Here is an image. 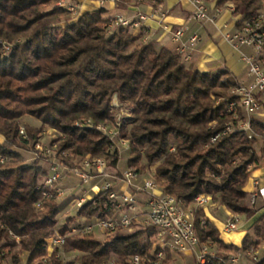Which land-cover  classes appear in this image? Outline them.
I'll return each instance as SVG.
<instances>
[{
  "label": "trees",
  "instance_id": "1",
  "mask_svg": "<svg viewBox=\"0 0 264 264\" xmlns=\"http://www.w3.org/2000/svg\"><path fill=\"white\" fill-rule=\"evenodd\" d=\"M208 1L219 8L231 5L232 14L240 16L238 28L264 5V0ZM57 3L0 0V264H43L46 241L55 231L68 234L69 224L78 218L114 216L107 191H101L58 226V201L44 197L47 188L39 183L48 176L41 157L28 163L20 152L32 151L47 127L62 135L56 153L61 163L74 167L75 158L89 156L116 169L120 155L111 149L114 142L96 129L112 120L113 95L130 107V117L119 127L120 138L128 143L130 170L138 173L142 159L147 166L157 162L154 179L160 192L185 205L207 195L232 215L251 218L255 210L246 206L244 187L250 170L264 161V147H255L264 138V124L250 119L251 135L237 129L244 114L234 117L228 110L238 100L232 91L240 86L231 73L200 72L186 65L181 54L158 48L127 28L108 31L104 8L73 20ZM23 116L40 122L39 127L24 124L25 138L19 133ZM83 119L93 126L75 125ZM227 124L233 130L222 134ZM193 225L200 243L215 248V264H240L230 259L238 253L246 256L264 242V214L240 246L220 238L203 208L195 211ZM105 232L103 240L92 233L66 235L63 251L81 254L79 264H110L112 256L117 264H133L135 256L147 264L158 250L152 227H138L128 235ZM170 253L166 250L165 264L171 262ZM55 255H50L52 264H63ZM249 264H264V254Z\"/></svg>",
  "mask_w": 264,
  "mask_h": 264
},
{
  "label": "built area",
  "instance_id": "2",
  "mask_svg": "<svg viewBox=\"0 0 264 264\" xmlns=\"http://www.w3.org/2000/svg\"><path fill=\"white\" fill-rule=\"evenodd\" d=\"M105 1L100 0L101 6ZM117 1V0H110ZM64 1L60 4L64 6ZM194 17L198 21H208L214 23L216 16L221 13V8L213 7V14L208 13V8L205 0H193ZM68 11L74 12L75 5L64 6ZM232 8V7H231ZM146 19L145 15H138L137 19H127L122 16H115L110 19L108 24V31H113L115 28L123 27H139L140 23ZM264 5L260 11L250 20L244 21L241 28H238L232 35L224 32V37L231 43L236 45H245L251 47L255 53H260L264 48ZM185 31L184 26L178 27L174 32L172 39L178 41ZM199 38L193 35L189 39L190 47L196 43ZM146 41V40H144ZM176 52L181 54L185 60L189 59L186 54V49L178 47ZM241 59L247 66L248 72L252 77L250 86H238L233 89L234 94L238 97L236 102H231L228 105V110L234 117L238 116L239 111L244 114L243 119L237 121V129L245 131L251 135L250 118L249 116L258 109L261 105L256 98L257 94L264 95V68L259 63L255 56L242 55ZM76 126H93V122L82 121L76 122ZM120 123L116 124L118 127ZM98 130L106 135L110 140L118 136V130H108L107 126H99ZM233 130L231 124H227L222 134H227ZM20 135L25 137L24 130L20 128ZM218 137V136H217ZM215 140V138L213 139ZM113 147V146H112ZM111 147V148H112ZM36 156L49 157V174L41 183L47 190L43 193L46 198H51L59 201L63 196V190L59 187V183L69 176L76 177L81 184L93 183L91 191L94 190V195L101 191H107V200L114 207L113 217H96L91 219L93 224L83 225L78 223L72 228L73 232L93 233L94 230L114 232L119 229H126L133 227H152L155 229L156 246L158 250L153 257L148 260L147 264H165L166 250L185 252L190 251L194 257V264H215L212 260L216 257V250L209 243H200L199 238L194 230V213L197 209L205 208L210 203V197L207 195H199L194 200L185 205L181 200L175 197L160 192L157 184L152 180L142 181V186L133 184L137 173L132 170L120 174L114 168L107 165L105 159L97 157L86 156L84 158H75L74 167L66 166L61 163L56 155V145H49L45 147L37 143L35 145ZM39 156V157H38ZM64 157L67 154L63 153ZM121 184V190L116 189V185ZM253 190L248 195V203L250 208H254L257 199L262 201L264 206V186H261L257 179L252 181ZM128 189H132V193H128ZM149 191V192H148ZM136 193H145V205L147 211H144L139 216L136 215V208L139 201L136 198ZM92 196L83 195L77 198L75 206L77 210L83 203ZM37 207L41 206L38 201ZM76 210V211H77ZM131 212V216L123 213L118 216L119 212ZM137 222V223H135ZM239 216L232 215L226 219L223 227L225 233L233 232L237 229ZM66 235L55 231L54 235L46 241L47 255L42 259L43 264H52L50 255L54 249L61 248L65 242ZM238 253L230 259V262L237 263L244 256L253 261L259 260L262 256L258 255V250L252 249L245 254ZM59 257L58 254L55 255ZM133 264H141L140 259L135 256L132 258Z\"/></svg>",
  "mask_w": 264,
  "mask_h": 264
},
{
  "label": "crops",
  "instance_id": "3",
  "mask_svg": "<svg viewBox=\"0 0 264 264\" xmlns=\"http://www.w3.org/2000/svg\"><path fill=\"white\" fill-rule=\"evenodd\" d=\"M77 2L79 15L97 8H104V17L108 20L119 15L127 19H137L138 15L146 16V19L140 23L139 27H129L128 31L132 35H141L146 41H153L156 47L166 48L176 52L178 47L186 49L188 60L183 61L186 65L193 64L200 72H212L220 69H226L231 73L233 81L238 85L250 86L252 77L248 72L247 66L243 63L241 56H255L261 66L264 68V48L260 53H255L251 47L245 45H234L224 37V32L233 34L238 30L236 22L240 16L232 14L231 5L227 4L221 8L214 23L208 21H198L194 17L193 0H161L159 5L145 4H121L117 1H105L101 6L100 0H69ZM208 13L213 14L214 1L205 0ZM180 26L185 27V31L178 41L172 39L173 32ZM196 35L199 40L190 47L189 39ZM256 98L260 102V107L256 109L249 118L264 124V95L257 94ZM256 149L264 147V138L259 139L255 145ZM257 179L261 186H264V161L256 168H252L249 173L244 191L247 194L253 190L252 181ZM72 179L67 177L63 180L64 188L73 190ZM71 184V185H70ZM132 191V189H128ZM89 189L86 190L88 192ZM75 200H77V197ZM72 201L69 205L72 209ZM139 205H145L144 201H139ZM254 215L249 219L239 217L237 230L225 233L223 231L224 223L232 214L225 207L210 203L203 208L206 218L211 221L219 231L220 238L227 244L240 246L243 237L250 233L254 222L264 214V206L258 198L255 206ZM69 212V209H68ZM128 212L127 210L123 213ZM143 212L136 211L139 216ZM133 214V213H132ZM263 251L264 242L258 247V252ZM170 264H194V257L190 251L183 253L171 251ZM262 254V255H263ZM261 255V256H262Z\"/></svg>",
  "mask_w": 264,
  "mask_h": 264
},
{
  "label": "rangeland",
  "instance_id": "4",
  "mask_svg": "<svg viewBox=\"0 0 264 264\" xmlns=\"http://www.w3.org/2000/svg\"><path fill=\"white\" fill-rule=\"evenodd\" d=\"M63 1H64L63 2L64 6L75 5L73 13L68 11L64 6H62L60 4L61 0H58L57 6L62 7L67 13H69L70 17L73 20L76 19L79 16V12H78L79 9H78L77 4H76L77 2H74V1L71 2L69 0H63ZM232 93H234V92L232 91ZM109 112L112 115V120L106 121V122L101 123V124H97L96 129H98L99 126L101 127L102 125L103 126L105 125L108 127V130H113V131L118 130V136H116L113 139L114 145L111 149L112 150L117 149V151L120 155L119 161H118L117 166H116V170L119 171L120 174H123V173L127 172L128 170H130L127 166V161L129 159L130 155H129L128 143L125 140H123L122 138H120V136H119V127L121 126L123 119L130 117V107L127 104L120 102L117 98V95H113L111 98L110 104H109ZM82 121L83 122L88 121V119H83ZM82 121H76V122L82 123ZM90 121H92V120H90ZM20 122H21V126L19 127V130H20V128H22L24 130L25 137H26V132H25L24 124H28L30 126H35V127L40 126V122L31 116H23L20 119ZM118 123H120V125L118 127H115V125ZM60 137H62L61 134L54 131L53 129L45 127L42 129L38 141L34 144L33 150L32 151L20 150V152L22 153L24 160L28 163L37 159V156H36L37 151L35 149V145L37 143L44 145L45 147H48L49 145L55 144L56 145L55 150L57 153L58 139ZM0 141H2L1 137H0ZM56 153H54L53 155H56ZM50 160L51 159L49 157H41V159H39V163H41L43 166H45V169L48 171V174H49V168L48 167H49ZM44 164H46V165H44ZM156 164H157V162L150 165V166H147L146 160L142 159L141 162L138 164L140 171L137 173L136 178L132 181L133 184L142 186V184H143L142 181H144V180H152L155 182L154 168H155ZM131 170L133 172H135V169H131ZM69 178L72 179L71 182L74 184L73 190L72 189L69 190V189L64 188V185H62L63 181H61L58 184L59 187L64 191L62 198L58 201V206L60 209L59 210L60 213L58 215V224H57L58 226L63 224L67 217H71V216H74L76 214V210H77V208L75 206V202H76L75 199L76 198H74V197L79 198V197H82L83 195H87V196H93L94 195V190L91 191V186L93 183L81 184L80 181L76 177L69 176ZM43 181H44V178L41 179L39 183L41 184ZM157 186L159 188L158 184H157ZM121 187H122L121 184L116 185L117 190H121ZM87 189H89L88 192H86ZM128 193H132V191L128 190ZM135 195H136V198L138 199V201H144L145 202V198H146L145 193H136ZM72 200H73V203H72L73 205H72V209H71L70 205L68 208V206H66V204ZM246 206L249 207L248 198L246 200ZM68 209H69V212H68ZM136 211H137V213L147 211V206L146 205H138L136 208ZM122 214H123V212H119L118 216L120 217V216H122ZM125 214L131 216L132 213L131 212H125ZM78 223H81L83 225H90V224H93V221L92 220H85L82 218H78L74 222L72 221L69 224V228H70L69 230L70 231L68 234H66L67 236L79 233L78 231H76V232L72 231V228ZM135 223H137V222H135ZM237 228H238V225H237ZM134 230L135 229L133 227L126 228V229H119V230H116L114 232H111L110 235H114V234L115 235H128V234H131ZM92 234H94L98 240H103L107 237L105 231H98L96 229L94 230V232ZM256 249L258 250V248H256ZM53 252H55L56 254L59 255L58 258L62 261L63 264H79V258L81 256V254H79L78 252H64L62 247L54 249ZM262 254H263L262 250L260 251V253L258 252L259 256H261ZM25 259H26V255L22 254L23 263H24ZM250 261H251V259L243 256L240 259V261L237 263L249 264ZM109 263L110 264H117L116 258L112 256L110 258Z\"/></svg>",
  "mask_w": 264,
  "mask_h": 264
}]
</instances>
